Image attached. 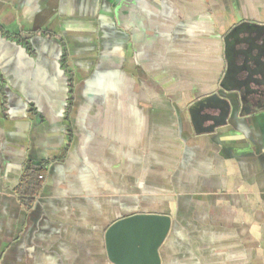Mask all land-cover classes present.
<instances>
[{
  "label": "crops",
  "instance_id": "obj_1",
  "mask_svg": "<svg viewBox=\"0 0 264 264\" xmlns=\"http://www.w3.org/2000/svg\"><path fill=\"white\" fill-rule=\"evenodd\" d=\"M241 51L264 63V0H0V264H114L104 233L135 212L170 217L159 264H264ZM227 94L238 117L198 131Z\"/></svg>",
  "mask_w": 264,
  "mask_h": 264
},
{
  "label": "water",
  "instance_id": "obj_2",
  "mask_svg": "<svg viewBox=\"0 0 264 264\" xmlns=\"http://www.w3.org/2000/svg\"><path fill=\"white\" fill-rule=\"evenodd\" d=\"M240 53L245 58L240 64L237 63L236 56L229 59L227 75L236 78L244 74L236 78V82L246 88L263 83L264 63L258 57L250 58L245 51ZM251 60L255 64L254 68L248 63ZM205 100L209 104L207 107L218 110L219 115L208 116L212 123L207 127L197 128L198 131H212L225 124L229 114L238 117V101L234 100L232 94L212 96ZM169 227L170 217L164 213L135 212L115 220L104 233L109 260L114 264H159V250Z\"/></svg>",
  "mask_w": 264,
  "mask_h": 264
},
{
  "label": "built area",
  "instance_id": "obj_3",
  "mask_svg": "<svg viewBox=\"0 0 264 264\" xmlns=\"http://www.w3.org/2000/svg\"><path fill=\"white\" fill-rule=\"evenodd\" d=\"M42 176H40V178H41Z\"/></svg>",
  "mask_w": 264,
  "mask_h": 264
}]
</instances>
